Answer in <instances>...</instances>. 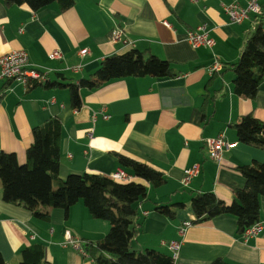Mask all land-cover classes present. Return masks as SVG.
I'll list each match as a JSON object with an SVG mask.
<instances>
[{"label":"crops","instance_id":"obj_1","mask_svg":"<svg viewBox=\"0 0 264 264\" xmlns=\"http://www.w3.org/2000/svg\"><path fill=\"white\" fill-rule=\"evenodd\" d=\"M231 1L245 6L248 0H75L65 10L54 2L37 11L0 0V55L22 49L29 67L46 77L42 83L0 81V151L14 153L20 164L25 163L33 128L57 117L62 126L60 179L70 173L109 176L117 169L125 171L116 154L164 175L158 187L144 182L147 194L137 203L140 226L133 249L154 248L171 255L168 245L178 241L174 264H209L216 258L231 264H264V227L244 238L234 216L193 223L189 206L196 192L211 191L230 201L233 190L245 182L237 167L264 163V150L240 142L231 124L249 113L264 120V77L252 99L233 92L230 65L238 60L256 15L230 23L222 4ZM259 3L264 15V0ZM200 25L213 38L212 47L194 48L187 41V31ZM115 26L133 47L109 39ZM55 49L62 57L49 59ZM81 49H87L84 55L79 54ZM130 49L169 61L173 75L129 76L95 88L78 85L80 106L73 107L66 84L91 77L104 57ZM215 61L223 67L211 74ZM218 134L232 145L215 161L202 140ZM194 164L199 165L198 172L183 183L184 169ZM259 202V221L264 225V196ZM175 203L184 206L176 209L174 218L156 208ZM183 222L190 224L181 232ZM109 227L107 220L93 218L81 201L67 213L56 207L49 209L47 218H37L23 206L3 200L0 179V255L5 264H17L21 250L34 243L43 246L44 260L51 264H95L65 243L64 232L95 241Z\"/></svg>","mask_w":264,"mask_h":264},{"label":"trees","instance_id":"obj_2","mask_svg":"<svg viewBox=\"0 0 264 264\" xmlns=\"http://www.w3.org/2000/svg\"><path fill=\"white\" fill-rule=\"evenodd\" d=\"M6 5L27 4L37 11L51 3L60 10L71 7L75 0H3ZM255 23L246 32L242 50L232 63L234 73L233 92L246 98H254L264 77V15L255 16ZM173 75L169 61L151 53L130 49L122 54L113 53L102 59L99 67L87 79L78 84L67 83L71 90L73 107L80 106L78 85L88 88L124 77H164ZM42 83V82H38ZM46 86L55 85L45 82ZM65 85V84H61ZM240 142L264 150V120L251 113L240 116L231 123ZM62 126L57 117H50L32 130L33 141L26 149V161L20 164L14 153L0 151V179L2 198L30 210L37 218H47L50 208H62L65 213L81 201L93 218L109 222L105 236L95 241L80 240L81 248L95 264H174L171 255L154 248L135 250L132 242L139 232L137 203L146 197L147 186L158 187L165 181L164 175L153 167L116 154L125 172L140 179L118 181L107 175L83 172L70 173L65 179L58 176ZM245 182L233 190L230 201L211 191L196 192L189 200L195 215L193 223L215 216L229 214L235 217L237 232L244 234L246 228L259 221L260 197L264 196V163L254 162L238 166ZM145 182V183H144ZM183 203L159 205L157 210L174 218L176 209ZM43 246L38 243L24 247L17 264H51L44 260ZM0 264H5L0 255ZM209 264H231L216 258Z\"/></svg>","mask_w":264,"mask_h":264},{"label":"built area","instance_id":"obj_3","mask_svg":"<svg viewBox=\"0 0 264 264\" xmlns=\"http://www.w3.org/2000/svg\"><path fill=\"white\" fill-rule=\"evenodd\" d=\"M222 5L224 11L228 15L230 23L232 24L241 23L245 18L248 17L249 13H253L256 16L262 15L263 13L259 0H248L245 6H241L235 1H231L230 3ZM109 39L112 42L122 41L131 47L134 46L132 42L123 38V31L118 26H115L111 29ZM186 39L194 48L199 46L212 47L214 44V40L209 36L208 30L206 29L205 25H200L195 27L194 29L188 30ZM86 51L87 49H81L79 51V54L84 55ZM61 57V53L57 49L51 51L48 55L49 59H60ZM222 67L223 65L220 62L215 61L209 68V73L213 74L217 71H220ZM78 68L79 66L73 69L77 70ZM45 80L46 77L43 71L29 67L27 55L24 50L18 49L0 55V81H17L23 84H28L30 81L43 82ZM107 117V114H103V118ZM202 141L208 157L215 161H220L222 151L226 147H230L232 145L226 142L223 134H218L214 137H206ZM198 170V164H194L184 169L183 183H187L192 176L196 175ZM109 177L118 181H128L132 179V175L128 174L122 169H117L116 171L111 173ZM189 224V222H183V228H181L180 231L182 232L184 228ZM263 227V223L261 221H258L246 228L243 237L247 238L259 233L263 229ZM64 238L65 243L71 244L81 253L85 254V252L81 248V242L79 239L72 238L71 234L68 231L64 232ZM179 246L180 243L178 241H171L168 245L169 249L171 250V256L173 257V259L176 258Z\"/></svg>","mask_w":264,"mask_h":264}]
</instances>
